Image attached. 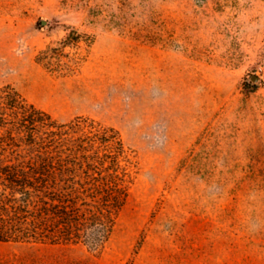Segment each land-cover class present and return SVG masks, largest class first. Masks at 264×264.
Instances as JSON below:
<instances>
[{"label": "rangeland", "instance_id": "1", "mask_svg": "<svg viewBox=\"0 0 264 264\" xmlns=\"http://www.w3.org/2000/svg\"><path fill=\"white\" fill-rule=\"evenodd\" d=\"M4 86L116 129L131 181L102 247L0 264H264V0H0Z\"/></svg>", "mask_w": 264, "mask_h": 264}, {"label": "trees", "instance_id": "2", "mask_svg": "<svg viewBox=\"0 0 264 264\" xmlns=\"http://www.w3.org/2000/svg\"><path fill=\"white\" fill-rule=\"evenodd\" d=\"M130 181L116 129L82 116L60 123L0 87V242L102 247Z\"/></svg>", "mask_w": 264, "mask_h": 264}, {"label": "water", "instance_id": "3", "mask_svg": "<svg viewBox=\"0 0 264 264\" xmlns=\"http://www.w3.org/2000/svg\"><path fill=\"white\" fill-rule=\"evenodd\" d=\"M252 79L255 80V81L258 80V76L254 75V76L252 77Z\"/></svg>", "mask_w": 264, "mask_h": 264}]
</instances>
